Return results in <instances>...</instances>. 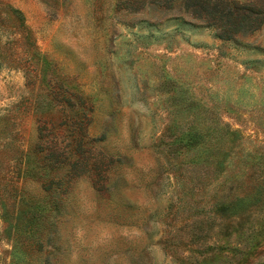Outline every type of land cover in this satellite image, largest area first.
I'll use <instances>...</instances> for the list:
<instances>
[{"label": "rangeland", "instance_id": "rangeland-1", "mask_svg": "<svg viewBox=\"0 0 264 264\" xmlns=\"http://www.w3.org/2000/svg\"><path fill=\"white\" fill-rule=\"evenodd\" d=\"M180 3L0 0V264H264V24Z\"/></svg>", "mask_w": 264, "mask_h": 264}, {"label": "trees", "instance_id": "trees-1", "mask_svg": "<svg viewBox=\"0 0 264 264\" xmlns=\"http://www.w3.org/2000/svg\"><path fill=\"white\" fill-rule=\"evenodd\" d=\"M160 4H168L171 8L173 0H158ZM183 10L194 19H204L209 27L217 30V38L221 41H229L247 28L248 31H256L264 24V17L258 16L252 9L240 7L233 0H181ZM39 134L41 130H39ZM189 139L196 143V138L189 134ZM37 149V148H36ZM52 154H54L52 152ZM51 158L54 159L53 156ZM57 164V160L53 161ZM75 164V163H74ZM74 170L73 164L70 166Z\"/></svg>", "mask_w": 264, "mask_h": 264}]
</instances>
